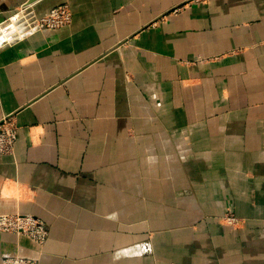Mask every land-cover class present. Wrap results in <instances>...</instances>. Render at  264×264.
<instances>
[{
	"label": "crops",
	"instance_id": "1",
	"mask_svg": "<svg viewBox=\"0 0 264 264\" xmlns=\"http://www.w3.org/2000/svg\"><path fill=\"white\" fill-rule=\"evenodd\" d=\"M27 1L73 17L0 47V214L49 230L0 264H264V0Z\"/></svg>",
	"mask_w": 264,
	"mask_h": 264
},
{
	"label": "built area",
	"instance_id": "2",
	"mask_svg": "<svg viewBox=\"0 0 264 264\" xmlns=\"http://www.w3.org/2000/svg\"><path fill=\"white\" fill-rule=\"evenodd\" d=\"M72 15V10L67 4L55 6L41 16H36L28 11L27 6L21 7L6 18V22L8 20L10 22L8 28L0 26L2 28L0 30V33H2L0 34V47L8 40L9 34L6 33H10V31L23 32L25 29H27V32L39 29L56 30L70 25ZM24 25H26L25 28ZM3 31L6 32L3 33ZM16 129L15 123L9 117L0 122V159L3 156L13 154L17 141ZM229 220L234 223L238 222L237 218H229ZM0 232L24 235L40 244L45 242L47 236V230L38 218L21 213L0 214ZM6 264H36V261L16 258L9 259Z\"/></svg>",
	"mask_w": 264,
	"mask_h": 264
},
{
	"label": "rangeland",
	"instance_id": "3",
	"mask_svg": "<svg viewBox=\"0 0 264 264\" xmlns=\"http://www.w3.org/2000/svg\"><path fill=\"white\" fill-rule=\"evenodd\" d=\"M64 4H67V3H64ZM67 5H69V4H67ZM69 6H70V5H69ZM70 8H71V7H70ZM26 215H28V214H26ZM34 217H35V216H34ZM35 218H37V217H35ZM229 218H237V219H238V222L234 223V222L230 221ZM38 219H39V218H38ZM39 220L42 222L43 227L47 230V236H46V240H47V238H48V234H49V230H48L46 224H45L41 219H39ZM222 220H223L224 223L229 224V225H231V226H235V227H237L238 225H240V224L242 223V219H241L240 217H238L236 214L232 213V212H226V213L222 216ZM2 233H6V232H2ZM12 234H14V233H12ZM17 235H19V234H17ZM23 236H24V235H23ZM26 237H27V236H26ZM28 238H29V237H28ZM29 239H30V238H29ZM30 240H31V239H30ZM46 240H45V242H46ZM45 242H44V243H45ZM35 243H36V242H35ZM44 243H43V244H44ZM37 244H39V245H43V244H40V243H37ZM16 258L31 259V260L36 261V264H38V261H37L36 259L26 258V257L18 256V255H15V256H5V257L3 258V260H2V264H6V262H7L9 259H16Z\"/></svg>",
	"mask_w": 264,
	"mask_h": 264
},
{
	"label": "water",
	"instance_id": "4",
	"mask_svg": "<svg viewBox=\"0 0 264 264\" xmlns=\"http://www.w3.org/2000/svg\"><path fill=\"white\" fill-rule=\"evenodd\" d=\"M34 1H36V0H28L26 4L29 5V4L33 3ZM1 10H3V9L0 8V23H3L4 21H6V16L2 13Z\"/></svg>",
	"mask_w": 264,
	"mask_h": 264
},
{
	"label": "bare ground",
	"instance_id": "5",
	"mask_svg": "<svg viewBox=\"0 0 264 264\" xmlns=\"http://www.w3.org/2000/svg\"><path fill=\"white\" fill-rule=\"evenodd\" d=\"M5 22H6V21H5ZM5 22H4V23H5ZM0 25H1V24H0ZM0 30H2V29L0 28ZM0 34H2V33H0Z\"/></svg>",
	"mask_w": 264,
	"mask_h": 264
}]
</instances>
